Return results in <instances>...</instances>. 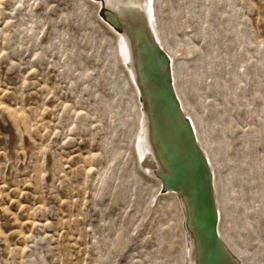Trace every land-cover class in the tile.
I'll use <instances>...</instances> for the list:
<instances>
[{
  "label": "rangeland",
  "instance_id": "obj_1",
  "mask_svg": "<svg viewBox=\"0 0 264 264\" xmlns=\"http://www.w3.org/2000/svg\"><path fill=\"white\" fill-rule=\"evenodd\" d=\"M92 1L0 0V264H187L190 210L138 158L123 23ZM151 10L224 240L264 264V0Z\"/></svg>",
  "mask_w": 264,
  "mask_h": 264
},
{
  "label": "bare ground",
  "instance_id": "obj_2",
  "mask_svg": "<svg viewBox=\"0 0 264 264\" xmlns=\"http://www.w3.org/2000/svg\"><path fill=\"white\" fill-rule=\"evenodd\" d=\"M99 9L102 4L87 0ZM108 20L123 23L124 34L110 28L120 43L116 47L129 63L128 82L143 89L145 111L138 113L142 122L141 138L136 140L138 158L144 165L163 173L165 185L178 205L190 210L186 234L187 264H243L226 244L222 234V214L214 210V180L200 153L195 119L175 96L176 74L173 64L154 48L158 34L153 23L151 0H104ZM160 41V40H159ZM172 59V56H168ZM120 59V58H119ZM179 105V106H178ZM147 153V156L145 155ZM205 164H204V163Z\"/></svg>",
  "mask_w": 264,
  "mask_h": 264
}]
</instances>
